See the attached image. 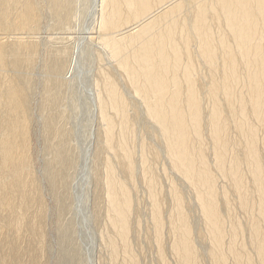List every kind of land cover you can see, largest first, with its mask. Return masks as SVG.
<instances>
[{
  "label": "bare ground",
  "instance_id": "obj_1",
  "mask_svg": "<svg viewBox=\"0 0 264 264\" xmlns=\"http://www.w3.org/2000/svg\"><path fill=\"white\" fill-rule=\"evenodd\" d=\"M76 1L0 0V264H92L83 181L93 264H264V0H93L81 134Z\"/></svg>",
  "mask_w": 264,
  "mask_h": 264
},
{
  "label": "rangeland",
  "instance_id": "obj_2",
  "mask_svg": "<svg viewBox=\"0 0 264 264\" xmlns=\"http://www.w3.org/2000/svg\"><path fill=\"white\" fill-rule=\"evenodd\" d=\"M92 1L93 0H77L76 1V6H77L76 17L78 20H80L79 22L77 20V22H78L79 26H82V27H78V24H76L75 30L72 31V32H76V33L71 32V34H69L70 38H71L70 42L72 41L71 44L73 43L72 44L73 45V57L75 56L74 54H76V53L78 54V56H77L78 61H77V63L75 62L76 63L75 70H74L75 72L73 71V74L75 73L76 78H78L77 79L78 83L76 85L77 87H76V89H74L75 103L77 105L78 112H79V114L75 120V126H76L78 134L85 132V130L88 128V124L90 122V113L87 110V104L89 102V97H90L89 96L90 95V93H89L90 89L86 83V73L88 72V71L86 72V69H87L86 66H88L91 62H93V56H92L93 50L92 49H95V46H97L94 43L92 45L88 44V40L86 39L92 34H93L92 36H95L94 34L96 33V32H93L91 30V29H93V28H91L93 26V22H90L91 23L90 26L88 25L89 24L88 21L91 20V19L88 20V17L91 18L90 15H91V12H93L92 8H95V5H96L95 2L93 1V3H92ZM82 16H83V18L80 19ZM81 24H84V25L87 24V25H85L86 27H84V25H81ZM88 26H89V28H88ZM79 28H80V30H79ZM93 30H95V29H93ZM82 38H84V39H82ZM85 40L87 42H85ZM77 43H79V45H77ZM97 48H98V46L96 47V49ZM73 65H74V61H73ZM77 138H76V140H78V142L81 143L82 142L81 138L79 136ZM84 144H85V141H83L80 145L83 147ZM34 160L37 163V161H36L37 159L34 158ZM82 178H84L83 175L80 176V179H82ZM85 187H86V183H85V181H83L82 184L79 185L80 195H78L77 203H76V209L78 208L76 218L78 220L79 225L81 226V233L83 234V238L85 240V242H83L84 250L86 252V255L90 258V261H92V264H93V258H94L93 246L90 244L91 242L88 241V235L90 234V232H89L88 224L86 222V218H85V216H83L85 199L83 198V196L81 194V190H83V188H85Z\"/></svg>",
  "mask_w": 264,
  "mask_h": 264
}]
</instances>
